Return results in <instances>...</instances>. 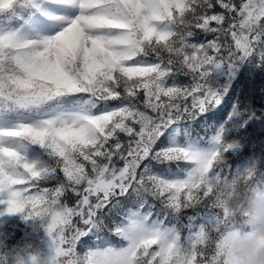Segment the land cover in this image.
Wrapping results in <instances>:
<instances>
[{"label":"snow or ice","instance_id":"obj_1","mask_svg":"<svg viewBox=\"0 0 264 264\" xmlns=\"http://www.w3.org/2000/svg\"><path fill=\"white\" fill-rule=\"evenodd\" d=\"M257 72L264 0H0V264H233Z\"/></svg>","mask_w":264,"mask_h":264},{"label":"clouds","instance_id":"obj_2","mask_svg":"<svg viewBox=\"0 0 264 264\" xmlns=\"http://www.w3.org/2000/svg\"><path fill=\"white\" fill-rule=\"evenodd\" d=\"M237 226L227 233L225 254L233 264H264V190L244 191L229 201Z\"/></svg>","mask_w":264,"mask_h":264},{"label":"trees","instance_id":"obj_3","mask_svg":"<svg viewBox=\"0 0 264 264\" xmlns=\"http://www.w3.org/2000/svg\"><path fill=\"white\" fill-rule=\"evenodd\" d=\"M204 37L203 36H197L196 40L200 41L203 40ZM208 39H211V36L208 37ZM264 86V73H259L257 72L254 77L252 79H249L247 73L241 74V76L239 77V79L235 82L234 87H233V92L238 91L241 88L244 89H252L255 93L254 99L256 101V103L259 105L261 103V94H260V90L261 87ZM224 111V109L220 110L219 114H222ZM193 214L191 210H189L185 215H191ZM186 235V231L183 233Z\"/></svg>","mask_w":264,"mask_h":264}]
</instances>
